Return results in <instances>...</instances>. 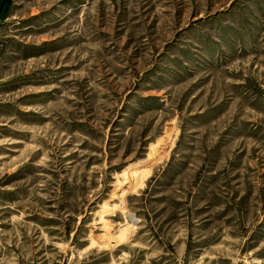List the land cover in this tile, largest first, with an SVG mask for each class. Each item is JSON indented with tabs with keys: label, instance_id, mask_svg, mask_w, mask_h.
<instances>
[{
	"label": "rangeland",
	"instance_id": "rangeland-1",
	"mask_svg": "<svg viewBox=\"0 0 264 264\" xmlns=\"http://www.w3.org/2000/svg\"><path fill=\"white\" fill-rule=\"evenodd\" d=\"M0 264H264V0H0Z\"/></svg>",
	"mask_w": 264,
	"mask_h": 264
}]
</instances>
